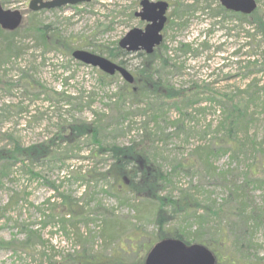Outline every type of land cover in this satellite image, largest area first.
<instances>
[{"label":"rangeland","instance_id":"1","mask_svg":"<svg viewBox=\"0 0 264 264\" xmlns=\"http://www.w3.org/2000/svg\"><path fill=\"white\" fill-rule=\"evenodd\" d=\"M167 1L170 6L156 58H169V64L175 62L180 67H162L161 81L170 88L162 97L139 94L142 80L135 78L140 59L137 52L124 56L125 66L134 75L132 82L119 73L111 79L105 78L99 67L72 55L76 48L104 56L107 52L103 49L116 51L118 40L131 27H143L146 22L134 14L141 8L140 0H90L40 9L37 17L40 24L51 26L60 38V46L45 51L42 46H35L32 37L22 38L24 23L15 35V44L20 49L12 48L6 57L0 53V148L11 150L16 145L26 148L43 144L50 151L49 156L38 160L15 159L0 172V239L18 243L28 236V229L38 235V240L35 238L26 249L0 246V264H49L50 261L66 264L62 257L79 252L84 244L80 239L85 237L89 241L84 247L90 253H111L119 247V242L126 264L140 257L144 263L152 246L144 249L145 245L155 239L158 227L168 231L178 225L189 229L199 227L207 235L218 227L220 216L199 217L204 213L203 208L195 216H182L170 213L165 206L164 216L158 220L154 212L157 204L147 202L139 206V201L125 191L126 182L121 177L118 182L111 177L85 179L83 175L99 176L108 167L111 159L104 153L105 144L129 145L149 136L145 142L149 153L162 171L169 173V181L162 184L159 194L175 196L183 189L202 205H218L234 193L232 180L241 179L248 165L264 157V66H245L247 53L263 52L261 35L246 38V22L236 26V17L228 24L219 22L222 16L213 17L199 9L185 17V24H170L174 2L178 0ZM0 2L5 8L21 10L24 19L30 14L29 0ZM210 2L213 7L220 1ZM257 6L259 13H264V0H257ZM185 43H189L190 50H182ZM250 83L251 93L242 92ZM194 89L200 90L198 96L203 97L197 102L188 99ZM172 91H176V96ZM216 91L237 93L235 100H240L246 109L244 124L237 132L243 144L235 154L215 148L222 134L218 123L225 117L223 106L209 98ZM122 92L129 93L124 100L119 99ZM82 123L100 127L101 145L91 140V134L70 137L69 141L56 137L60 126L69 124V128L71 124ZM190 155L199 158L195 166L177 165V161ZM225 170L228 172L223 175ZM62 195L78 200L85 211H91L85 215L87 220H79L78 230L68 223L63 229L56 220L58 214L56 218L47 216L59 212L57 205L62 202ZM246 195L258 211L264 207V183L250 182ZM229 204L234 201L230 199ZM104 207L113 211L115 231L138 235L139 239L132 241L137 243L135 250L130 248L128 238L108 237L110 229L104 227L103 215L99 214L104 212ZM231 235L250 238L241 225L233 227ZM251 243L243 246L245 253L253 259L264 256V223L255 229Z\"/></svg>","mask_w":264,"mask_h":264},{"label":"trees","instance_id":"2","mask_svg":"<svg viewBox=\"0 0 264 264\" xmlns=\"http://www.w3.org/2000/svg\"><path fill=\"white\" fill-rule=\"evenodd\" d=\"M211 5L212 4L210 0H191L188 3L180 0L175 1L172 11L173 18H170V24H185L187 21L185 17L187 15H193L198 9L202 12H206L213 17L222 16V19H219V22L226 21L227 24L229 22L231 23L233 17H236L238 20V24L236 26H241L244 22L248 24V27H245L244 36L247 38L248 36H255L257 34H260L261 43L264 45V13H259L258 6L252 12L247 14L228 10L220 2L215 4V6L213 7ZM29 13V16H27L26 19L23 18L21 24L19 25V27H24L23 25L25 23L26 26L25 32L24 34L22 33L23 35L21 34V37H32L36 42L35 46H42L44 48L43 50L45 51L52 48H58L60 46L59 36L56 35L55 31L48 24H40L37 18L39 15V11L31 10ZM19 27L13 30H7L0 26V53H2L3 57L9 56V54L11 53V49L14 47H16L18 50L20 49V46L17 47V45L15 44V35ZM228 28H231V24L228 25ZM54 40H56L55 43H53ZM245 44L248 45L247 40H245ZM160 45L161 43L155 46L154 50L150 53H146L142 50L135 51L137 52V55L140 56L138 66L135 69V78L137 80H142V86H140L139 88V94L141 95L146 96L152 93L153 95L162 97L165 93L168 94L170 91V88L165 85L166 83L164 84L161 81V69L162 67L164 68L168 65H176L175 62L169 64V58H163V56H159L156 58V51L158 50ZM181 46L183 51L190 50L189 43H185ZM103 50L107 52V57L111 58L112 60H117L124 65H126L124 56L128 53H131L121 48L119 45L116 46V51L107 49ZM255 52L253 51L252 54L247 53L248 58L246 59V62L248 63L245 64L246 67L256 64L264 66V47L263 52L259 53L260 55H254ZM251 56H253L252 60H250ZM176 67L179 68L180 66L177 65ZM114 74L103 72L102 76L111 79ZM250 86H252L251 83L247 84L248 88L243 89L242 92L245 91L247 94L251 93V90H249ZM198 89H204V87ZM194 90L195 91L188 94V99H192L197 102L203 97L200 98L198 96L200 90ZM172 92L173 96H176V91ZM252 93L254 94V91ZM128 94V92L120 93L119 99H126ZM193 95L195 96L192 97ZM237 96V93H234V95H230L229 93H219L216 91L212 92V96L209 97L213 102L219 103L218 105L221 104L224 108L223 112L225 113L224 119H222L220 123H218L220 130H222V134L219 137V142L215 148L216 150L223 149V151H231L233 154H235L239 150V145L243 144V142H241V139L237 135V132L241 125L244 124L243 116L246 110L245 106L242 107L240 100H235ZM145 123L144 127H146ZM88 124L89 125L83 123L79 125L71 124L69 127L70 129L67 128L69 124H67L66 127L60 126L58 128V133H56V137H59V139L61 140L65 139L66 141H69L70 137L75 138L78 136L91 134V140L94 143L101 145L99 143L100 127L94 126L91 123ZM148 138L149 136H145L142 142L133 141L129 145L111 144L106 146L105 144L104 153H106L107 155L109 154L108 156L111 159L108 167L104 171H102L99 176L94 173H87L83 175V177L88 180L97 179L99 177H111L115 182H118V178H123L127 186L125 191L128 193L130 192L131 197L139 201V206H143L145 205L144 203L147 202L157 204V206H154V212L155 214H157V218L159 216L158 220L161 216H164V207L168 206L170 213H178L182 216H195L197 210L203 208L204 213H201L199 217H205L207 214L220 216V223L214 230V232L210 235H207L200 231L199 227L195 229H189L188 226L178 225L171 231L159 229L158 227V231L155 233V239L147 243L144 249L150 247L155 241H158L162 238L176 237L188 244L196 242L205 244L214 252L216 256L215 264H264V262L262 261L264 259V256L253 259L249 257L248 252L245 253V251L243 250V246L252 245L251 237L254 235L255 229L259 224L264 223V207H261V210L258 211V209H256V206H252L248 196L246 195V186L250 182H257L260 185H263L264 183V157H259L256 162L248 165V167L243 171V174H241V179L235 178L232 180L234 193H230L218 205H202V203L196 197H193L191 193L183 189H180L179 194L175 196L169 193L165 195L159 194L162 188V184L169 181V173L163 172L159 163H157L154 157L149 153L147 144L145 143ZM197 148L199 149V147ZM209 151L210 150H208L206 153H208ZM49 152V147H45L43 144L32 145L26 148H21L16 145L11 150H4V148H0V172L3 173L4 170L9 167L13 161H15V159L28 157L31 160H38L45 156H49ZM196 160L199 161V158L197 156L195 158L190 155L187 157H183L182 159L177 161V165H180L182 167L195 166L197 162ZM227 172L228 171L225 170V172H222V174L225 175ZM238 191H240V193H238ZM112 192L116 193L114 190ZM62 196V202L57 205V208H60L59 212L56 214H54L53 212L48 213L47 216L56 218L55 216L58 214L56 220L61 223V227L63 229L66 228V225L68 223L73 225V227H76L78 230V224L80 223L79 220H87L88 218H86L85 215L86 213H91V211H85L83 204L79 203L78 200L69 199L68 195ZM230 199H232V202L234 201V204H229ZM102 211L104 212H101L99 214L103 215L102 220L105 225L104 227L107 226L110 229L108 237L115 236L113 238L117 240L128 238L131 241L130 248L135 250L137 243L135 245L132 241L139 239L138 235L127 236L122 231H115L112 227L113 222H116V220L112 216L113 211L108 210L105 207ZM235 218L238 219L235 220ZM224 220H226L225 223H221ZM251 220H256V222H253V224H251ZM240 225L241 227H243V231L246 232V235H249L247 236L250 237L248 240L246 239V237H240L239 235L232 237L231 232L233 231V227L238 228ZM27 231L28 236L23 240L18 241V243H16L17 241L15 242V240L13 239H0V246L14 249H26L30 247L34 242V239L37 238L38 235L33 230L30 231L28 229ZM77 234H79V237H82V234L79 231ZM139 236H142V234H139ZM36 240H38V238ZM80 240L81 243L83 242L84 244L89 241L88 237L81 238ZM142 242L144 243V241ZM84 244L82 249H80V251L78 250L79 252H77L75 255H64L62 257L63 262L66 264H126L121 254V250L123 249H121V245L119 244V242V247L113 249L114 251L108 254H103L102 251L90 253L84 247ZM221 254H223V258L221 257ZM49 264L55 263L53 261H50ZM129 264H143V258H137L135 261Z\"/></svg>","mask_w":264,"mask_h":264},{"label":"water","instance_id":"3","mask_svg":"<svg viewBox=\"0 0 264 264\" xmlns=\"http://www.w3.org/2000/svg\"><path fill=\"white\" fill-rule=\"evenodd\" d=\"M90 0H29V8H58ZM228 10L250 13L256 6V0H219ZM141 8L135 15L146 21L143 27H131L119 40L121 48L128 52L142 50L150 53L163 39L162 29L167 20V0H140ZM24 13L18 8H5L0 2V26L7 30L19 27ZM72 55L81 62L99 67L108 74L119 73L125 80L132 82L134 75L122 63L86 49L76 48ZM214 252L202 243H186L176 237H165L156 241L145 256L143 264H215Z\"/></svg>","mask_w":264,"mask_h":264},{"label":"bare ground","instance_id":"4","mask_svg":"<svg viewBox=\"0 0 264 264\" xmlns=\"http://www.w3.org/2000/svg\"><path fill=\"white\" fill-rule=\"evenodd\" d=\"M257 1V0H256ZM169 6H170V3H169ZM257 7V6H256ZM167 10H168V8H167Z\"/></svg>","mask_w":264,"mask_h":264}]
</instances>
